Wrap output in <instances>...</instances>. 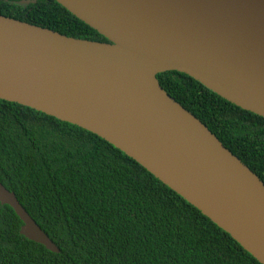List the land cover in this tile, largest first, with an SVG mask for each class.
I'll list each match as a JSON object with an SVG mask.
<instances>
[{
  "label": "water",
  "instance_id": "water-1",
  "mask_svg": "<svg viewBox=\"0 0 264 264\" xmlns=\"http://www.w3.org/2000/svg\"><path fill=\"white\" fill-rule=\"evenodd\" d=\"M107 41L0 14V99L102 137L264 264V183L156 74L264 118V0H55ZM19 233L59 249L0 183Z\"/></svg>",
  "mask_w": 264,
  "mask_h": 264
},
{
  "label": "trees",
  "instance_id": "trees-1",
  "mask_svg": "<svg viewBox=\"0 0 264 264\" xmlns=\"http://www.w3.org/2000/svg\"><path fill=\"white\" fill-rule=\"evenodd\" d=\"M0 14L67 36L107 41L55 0H0ZM163 90L264 183V118L185 73ZM0 183L59 249L19 233L0 203V264H261L228 233L108 141L0 99Z\"/></svg>",
  "mask_w": 264,
  "mask_h": 264
}]
</instances>
